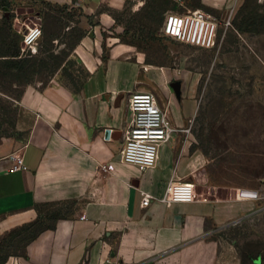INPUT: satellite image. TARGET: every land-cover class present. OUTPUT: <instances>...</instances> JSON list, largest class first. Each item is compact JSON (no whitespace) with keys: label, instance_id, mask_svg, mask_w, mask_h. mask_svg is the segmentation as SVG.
I'll return each instance as SVG.
<instances>
[{"label":"crops","instance_id":"0c3cea01","mask_svg":"<svg viewBox=\"0 0 264 264\" xmlns=\"http://www.w3.org/2000/svg\"><path fill=\"white\" fill-rule=\"evenodd\" d=\"M84 1V11L92 14L105 0ZM242 1L199 0L197 6L225 19ZM100 21H107L105 14ZM126 53L124 45H113L109 63ZM86 66L91 75L79 90L58 82L26 86L17 100L28 117L24 137H0V233L42 220L43 207L58 206L48 214L51 224L43 223L24 252L2 264L208 262L205 251L215 243L207 238L226 222L252 220L261 209L248 211V201L228 199L227 187L219 195L209 184L204 156L190 149L192 133L181 130L187 127L180 115L171 119L179 130L159 146L155 166L140 170L122 162L128 97L140 89H132L129 72ZM107 129L113 131L110 139ZM15 154L25 170H10ZM170 180L191 183L193 197L161 200ZM142 192L152 195L146 207ZM232 259L227 263H235Z\"/></svg>","mask_w":264,"mask_h":264},{"label":"rangeland","instance_id":"374dc122","mask_svg":"<svg viewBox=\"0 0 264 264\" xmlns=\"http://www.w3.org/2000/svg\"><path fill=\"white\" fill-rule=\"evenodd\" d=\"M5 1L0 0V58L17 48L20 56L45 62L22 71L0 62V137H24L28 117L17 100L26 86L58 82L79 90L91 75L86 65L129 72L132 89L154 93L171 124L182 117L192 133L190 149L204 156L218 194L227 187L228 199L248 201V211L261 209L252 220L217 228L206 240L215 246L205 251L210 258L204 264H231L230 256L236 257L233 264H264V0H243L213 50L158 33L168 10L200 6L199 0H105L92 14L84 11V0L67 8L42 0ZM31 28L39 29L36 37ZM116 44L127 53L110 64ZM174 81L179 96L170 86ZM56 208L43 207L41 222L51 224L48 214ZM31 231L23 225L0 233V263L24 252Z\"/></svg>","mask_w":264,"mask_h":264},{"label":"built area","instance_id":"2783aa9c","mask_svg":"<svg viewBox=\"0 0 264 264\" xmlns=\"http://www.w3.org/2000/svg\"><path fill=\"white\" fill-rule=\"evenodd\" d=\"M230 25L231 15L225 19H219L202 8H187L184 11L168 10L164 14L158 33L183 44L213 50L216 48L220 36ZM33 31L32 36L36 37L39 29L34 28ZM31 33L32 31H30V35ZM32 48L34 51L37 49L34 46ZM128 108L131 117L123 133L120 160L132 164L140 170H146L155 166L159 146L168 141L172 133L179 129L171 124L165 111L159 106L154 93L150 91L131 92L128 97ZM181 130L187 133L190 131L189 128ZM112 132V129H107L105 137L110 139ZM10 158L13 160L10 170L26 169L21 155H11ZM103 168L110 169V166ZM186 184L192 185L191 183ZM182 190L183 188L173 184L170 180L166 186L165 195L160 199L168 203L184 201ZM190 192L192 193L191 189H189ZM141 194V206L146 207L149 205L152 195L145 192Z\"/></svg>","mask_w":264,"mask_h":264},{"label":"trees","instance_id":"16d2710c","mask_svg":"<svg viewBox=\"0 0 264 264\" xmlns=\"http://www.w3.org/2000/svg\"><path fill=\"white\" fill-rule=\"evenodd\" d=\"M42 1L45 2L46 4H49V5L52 4V5H56V6H61L62 8H67V6L69 5V4H62V5H60V4H53V3L47 2L45 0H42ZM7 3H8V0L5 1V4H7ZM0 7H5V5L0 4ZM191 8H200V7L195 6V7H191ZM159 28H158V30H159ZM37 50H38V48L36 49V51ZM2 56L3 57L0 58V62L2 64V66H3V68L18 70V71H22L23 69H26V68H35V67H37V65L38 66H42V64L45 62V60H43V59L37 60V59H30V58L28 59V57H22V56L19 55V51H18L17 48L16 49H13V50H8L6 52V54H4ZM61 62H62V60H59L57 62V64H58L57 67H60L61 66ZM0 74H3L4 75L5 73L0 72ZM10 136H13V134H11ZM26 226H29V227H32L33 228V231L30 232V236L26 240V241H29L30 239H32L33 237L36 236L37 232L44 225H43V222H41V220L37 219L34 222H31L29 224H26ZM2 262L0 264H2Z\"/></svg>","mask_w":264,"mask_h":264},{"label":"bare ground","instance_id":"6f19581e","mask_svg":"<svg viewBox=\"0 0 264 264\" xmlns=\"http://www.w3.org/2000/svg\"><path fill=\"white\" fill-rule=\"evenodd\" d=\"M33 30H34V28L30 29V31H32L31 36L34 34ZM177 186H180L181 188H183L182 196L185 198V200H188L192 197V193L191 192L189 193V189H191V187H193V185H188V184L184 183V184H177ZM189 196H191V197L189 198Z\"/></svg>","mask_w":264,"mask_h":264},{"label":"water","instance_id":"95a60500","mask_svg":"<svg viewBox=\"0 0 264 264\" xmlns=\"http://www.w3.org/2000/svg\"><path fill=\"white\" fill-rule=\"evenodd\" d=\"M171 85L173 86V89L175 91V94L177 96H179V94H180V88H179L180 85H179V82L178 81H174L173 83H171Z\"/></svg>","mask_w":264,"mask_h":264},{"label":"flooded vegetation","instance_id":"af4514ba","mask_svg":"<svg viewBox=\"0 0 264 264\" xmlns=\"http://www.w3.org/2000/svg\"><path fill=\"white\" fill-rule=\"evenodd\" d=\"M171 83H173V82H171ZM171 83H170V86H171V88H173V86L171 85Z\"/></svg>","mask_w":264,"mask_h":264}]
</instances>
